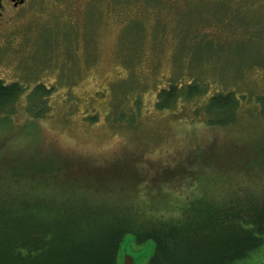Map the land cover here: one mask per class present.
Listing matches in <instances>:
<instances>
[{"label":"rangeland","instance_id":"374dc122","mask_svg":"<svg viewBox=\"0 0 264 264\" xmlns=\"http://www.w3.org/2000/svg\"><path fill=\"white\" fill-rule=\"evenodd\" d=\"M24 2L0 16V81L23 86L0 109L1 198L4 185L21 189L32 178L13 176L9 165L32 168L47 159L67 169L54 179L65 184L66 175L120 167L127 179L133 170L142 197L132 198L138 188L131 185L130 193L115 185L88 195L126 210L145 199L172 201L175 207L157 211L159 221L174 224L204 206L264 193V103L256 100L264 97V0ZM172 84L177 96L158 108L159 91ZM188 85L194 91L185 95ZM228 91L238 103L234 113L218 112L227 121L217 122L206 105ZM180 165L185 175L171 178ZM131 237L104 245L116 249L112 264H122L125 248L136 264L156 263L153 240ZM262 238L238 264H264Z\"/></svg>","mask_w":264,"mask_h":264},{"label":"trees","instance_id":"16d2710c","mask_svg":"<svg viewBox=\"0 0 264 264\" xmlns=\"http://www.w3.org/2000/svg\"><path fill=\"white\" fill-rule=\"evenodd\" d=\"M186 87L185 95L192 94L194 88L190 85ZM42 88L40 85L34 88L38 96L45 93ZM22 89L23 86L19 82L0 81V109L10 108L11 102L15 101ZM178 91L174 84L162 88L158 93L156 106L167 107ZM256 100L264 103L263 96H257ZM237 103L238 98L233 91L214 94L206 105V111L213 112L216 118L218 112H226V109L232 108L234 113L233 107ZM216 120L227 121L222 118ZM47 160H43L37 167L25 169L9 165V172L13 176L32 178H29V184H25L21 189L7 187V184L2 188L0 264H112L111 261H118L116 249L104 245H118L129 233L132 235L131 240L140 236L145 240H153L156 253L154 259L150 260L156 262L153 264H238L262 243L264 197L260 198L264 194L263 189L262 195L253 192L257 198L238 197L230 204L204 206L205 211L194 217L180 218L179 222L174 224L169 221L170 218L159 221L157 211L165 205L175 207L172 201L160 202L158 199L159 202H152L145 199V205H140L139 201L132 209L126 210L123 207H115L116 204L92 201L88 195H95L100 190L111 193L115 185L130 193L131 187L128 185H131L138 188L132 198L133 195L142 197L141 190L144 189H139L136 177L131 179L136 175L132 173L133 170L129 171L131 174L127 179L123 178L120 167L109 169L103 176L92 174V177H89L87 172L82 174L83 177L80 174L66 175L63 179L65 184L55 182L54 179L55 173L67 172V169L64 170L63 167L60 168ZM179 167L180 169L171 170V178H175L178 171V175L184 174L181 173L182 166ZM188 167L191 166L185 168ZM2 171L5 170L1 169L0 173ZM114 176L122 178L118 184L115 182L119 178ZM160 183L158 180L157 184ZM75 192L76 199L73 196ZM83 192L86 194H82ZM130 203L134 204V201ZM147 207L154 208L152 214L143 213ZM133 209L137 210V218L127 216ZM191 210L196 212V208ZM100 211L105 214L104 218L108 215L112 220L109 225L100 219ZM105 228L112 229L109 235L103 234ZM96 233H99L102 239ZM92 240L97 241L96 250L89 248Z\"/></svg>","mask_w":264,"mask_h":264},{"label":"flooded vegetation","instance_id":"af4514ba","mask_svg":"<svg viewBox=\"0 0 264 264\" xmlns=\"http://www.w3.org/2000/svg\"><path fill=\"white\" fill-rule=\"evenodd\" d=\"M26 2L27 0H0V16H3V13L5 12L7 6L8 8H16L23 4V2ZM24 2V3H25ZM8 16L6 15V19Z\"/></svg>","mask_w":264,"mask_h":264},{"label":"water","instance_id":"95a60500","mask_svg":"<svg viewBox=\"0 0 264 264\" xmlns=\"http://www.w3.org/2000/svg\"><path fill=\"white\" fill-rule=\"evenodd\" d=\"M121 256H122V264H136L137 263V260L133 257L132 254H130V252L127 251L126 248L123 249Z\"/></svg>","mask_w":264,"mask_h":264}]
</instances>
